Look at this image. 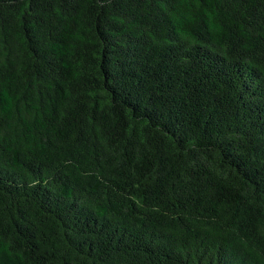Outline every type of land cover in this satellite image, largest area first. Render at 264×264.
<instances>
[{
    "label": "trees",
    "instance_id": "trees-1",
    "mask_svg": "<svg viewBox=\"0 0 264 264\" xmlns=\"http://www.w3.org/2000/svg\"><path fill=\"white\" fill-rule=\"evenodd\" d=\"M0 264H264V0H0Z\"/></svg>",
    "mask_w": 264,
    "mask_h": 264
}]
</instances>
